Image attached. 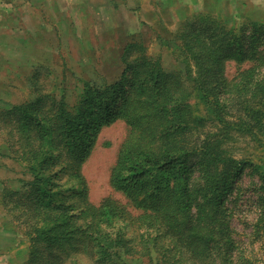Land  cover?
<instances>
[{
    "label": "trees",
    "instance_id": "16d2710c",
    "mask_svg": "<svg viewBox=\"0 0 264 264\" xmlns=\"http://www.w3.org/2000/svg\"><path fill=\"white\" fill-rule=\"evenodd\" d=\"M237 23V17L226 20L207 11L181 24L178 47L191 55L195 74L190 66L186 72L164 69L136 39L122 53L126 67L120 78L100 86L85 83L77 104L35 88V98L0 107V125L21 135L20 146L35 170L23 185L27 202H17L37 219L31 259L65 264L74 254L91 253L97 264H116L121 252L150 257L160 236L144 238L141 233L137 241L127 230L128 223H136L181 240L191 264H264V222L257 220L250 238V243L259 240L258 250H249L234 235L227 201L250 164L222 148L232 130L244 136L264 126V22ZM230 59L250 64L228 78L224 71ZM194 92L205 105V117L194 115ZM226 105L246 117L228 119ZM211 117L222 124L220 131L193 146L189 133ZM118 119L130 129L111 168L110 184L129 203L107 197L95 205L88 201L81 166L101 127ZM193 154L199 157V186L192 185L188 172ZM257 168L263 169L264 206V167ZM129 204L142 213L131 215ZM165 255L158 253L157 264H177L175 257Z\"/></svg>",
    "mask_w": 264,
    "mask_h": 264
},
{
    "label": "rangeland",
    "instance_id": "374dc122",
    "mask_svg": "<svg viewBox=\"0 0 264 264\" xmlns=\"http://www.w3.org/2000/svg\"><path fill=\"white\" fill-rule=\"evenodd\" d=\"M231 2L16 0L13 11L5 15L8 21L6 25L2 24L5 19L0 12V42H4V45L0 44V107L35 98V88L58 97L64 95L70 105L77 104L85 83L100 86L120 78L126 67L122 53L127 43L136 39L143 41L147 47L146 53L152 59H158L164 69L186 72L185 68L190 66L195 74L197 68L191 55L183 52L184 48L181 50L178 47L182 45L176 35L179 27L184 21L207 11L231 20L233 18L230 13L234 11ZM51 3L55 13H43V9ZM242 8V15L236 16V27L248 23V20L264 22V11L252 5H244ZM14 12L21 14V18H15ZM248 13L251 14L246 15ZM171 39H176V42ZM249 64L227 60L224 73L228 78H233L237 70ZM191 103L195 109L194 115L205 117V105L196 92ZM223 111L228 119L236 120L239 115L246 117L245 112L229 105L224 106ZM212 119L214 117L206 125L199 124L189 133V141L193 146L202 143L206 135L220 131L222 124ZM9 128L0 125V264H44L41 256V260L36 261L29 254L30 239L36 233L37 219L32 217V212L26 214L25 207L18 206L19 202H27L23 197V185L34 178L35 170L33 163L27 159V152L20 146L21 135L14 130L11 134ZM129 129L121 119L104 124L97 135L90 158L81 166L88 185V201L95 205L107 197L129 203L110 184L111 168ZM222 149L236 159H249L250 165L246 166L238 179L236 190L232 191L227 201L232 209L230 220L235 237L249 245V250H258L259 240L250 243V238L257 229V220L260 218V222H264L260 178L263 169L257 168V165L264 167V126L256 127L252 134L246 133L244 136L232 130V138ZM198 163L199 157L196 154L191 155L187 162L190 181L195 186L202 184L197 170ZM17 189H21L20 194ZM128 210L135 217L142 213L141 209L131 204ZM127 230L128 234L138 236L137 241L142 235L147 238L149 233L159 235V245L152 250L150 257L141 253L129 255L121 252L118 258L116 255V264H157L160 252H166L167 259L175 257L177 264H191V254L178 238L173 237L171 240L160 229L147 230L138 227L136 223H128ZM261 231V243H264V226ZM95 262L91 253H77L67 259L65 264H97Z\"/></svg>",
    "mask_w": 264,
    "mask_h": 264
},
{
    "label": "crops",
    "instance_id": "0c3cea01",
    "mask_svg": "<svg viewBox=\"0 0 264 264\" xmlns=\"http://www.w3.org/2000/svg\"><path fill=\"white\" fill-rule=\"evenodd\" d=\"M15 1L16 0H0V12H1L2 17L5 19V22L2 24L6 25V23L8 22L7 19L5 18V15L7 12L11 13L13 11V3ZM25 1L31 2V0H25ZM221 1H223V3L225 2L224 4H227V0H221ZM196 2L198 3V0H196ZM229 2L232 3L231 8H233V10H234L233 13L231 10V13H230V14H232L231 18L242 15L241 11H242V9H244V8H242V7H244V5H252L255 8H257L258 10L264 11V0H229ZM199 4H200V2H199ZM52 7H53V5L51 3L50 5L47 6L46 9H43V13L49 14V15L54 14L55 10H53ZM17 12H19V11H17ZM17 12H14L13 15H15V18L19 19V18H21V14L19 15ZM250 14L248 13L246 15H250ZM225 15H227V14L225 13ZM249 18L251 19V16H249ZM1 28H2V25L0 24V29ZM15 29L18 30V32L21 31V29H19V28H15ZM12 32H14V31L12 30ZM18 37H19V35H18ZM0 44L4 45V42H0Z\"/></svg>",
    "mask_w": 264,
    "mask_h": 264
}]
</instances>
